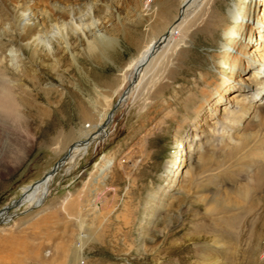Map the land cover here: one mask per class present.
Segmentation results:
<instances>
[{"label":"rangeland","instance_id":"obj_1","mask_svg":"<svg viewBox=\"0 0 264 264\" xmlns=\"http://www.w3.org/2000/svg\"><path fill=\"white\" fill-rule=\"evenodd\" d=\"M187 3L0 0V71L20 99L16 121L0 122V212L89 141L45 200L8 210L0 264H264L262 210L250 217L237 193L264 138V0ZM226 27L242 32L231 52ZM103 39L112 47L97 60Z\"/></svg>","mask_w":264,"mask_h":264},{"label":"bare ground","instance_id":"obj_2","mask_svg":"<svg viewBox=\"0 0 264 264\" xmlns=\"http://www.w3.org/2000/svg\"><path fill=\"white\" fill-rule=\"evenodd\" d=\"M187 1H189V0H187ZM195 1H197V0H191V2H195ZM257 9H258V7H257ZM237 19H239V21L244 19V17L241 16L239 11L236 12V16L234 14V16L231 20H232V22H235L236 24H238L239 21H237ZM34 22H35L34 25H32L31 27L28 28L25 35L23 34L24 35L23 36L24 41L28 40V39H32L33 36L35 35V33L40 31L39 23L37 21H34ZM256 25H257V27H256L257 29H254V30L256 32H260V33L264 34V9L262 11H260V13H258ZM240 30H241V28H239V27H237L235 30H233V29L231 30L229 27L224 28V30H223L224 37H226V39H228L230 44L231 43L234 44V45H232V44L230 45V49H227L229 46L226 47L225 48L226 52H231V51H234V50L239 48L238 44L242 40V39H240L242 37V32H240ZM253 36H254V32H253ZM252 38L253 37H250L249 43L244 46V49H245L244 54H243L244 58L250 56V54H248L247 52L250 49V47H249L250 43H252V41H253ZM161 39L162 40L160 41V43L158 45L156 42V43L148 46L143 51V53L140 55L138 60L135 62L134 72H135L136 76H139L141 74V70L143 69L144 66L148 67L154 61V59L157 57L158 53H160V51L165 48V45H167L168 39H170V38L168 36L167 37L164 36ZM97 43H98V45H100V47H98L99 48L98 53L93 54V55L98 60L100 58H103V56L107 55L106 51L110 47H112V43H111V41H109L107 39H103L101 41H98ZM21 47H23V46L21 45ZM240 48H241V45H240ZM254 52H258V50L255 49ZM2 62L3 61H1L0 63H2ZM262 75H263V77H262V80L260 81L262 83V85H261L262 88H260L259 92L264 91V71L262 72ZM135 80H136V77H135ZM135 80H134V82H135ZM15 91H16L15 87H11L10 81L7 79V77H4L2 72L0 71V122L1 121H7V120L8 121H13V120L16 121V113L18 110L17 107H18V105H20V99H19V96L17 94L16 95L14 94ZM221 92H222V90H220V93ZM121 101H123V99ZM209 107L211 109H213L210 104H209ZM244 111L245 110H242L240 118L245 116ZM113 116H114V112L109 117L108 124L112 121ZM3 124H6V123L3 122ZM107 125L100 128V130H99L100 134L107 133V129H106ZM237 128H240V127H237ZM243 129H244V127H243ZM250 137L252 138L254 136L250 135L249 138H247L248 141H250ZM259 142L261 143V145L255 149H253L252 150L253 152L251 151V153L247 156V158H248L247 162L249 164L248 169L251 170V168H253V167L255 168V166H256V167H258V170L254 173L252 171V176L249 177L248 182H246L245 186H243L237 192L240 195V197H243V198H245L246 201H248L249 209H250L249 216L254 217V218H256L258 216V215H256V214H258L257 211L259 212L260 210H262V213L264 211V196H260V195L264 194V138L260 137ZM87 143H89V141L85 140V141H82L80 143H76L72 147H70L68 153L56 165L57 167L55 166L56 171H57L56 174H53L54 173L53 170L55 169V167H54V169H52V171L49 174H47L42 180H40L39 182L35 183L32 186L24 188L23 194H22L23 197H22L21 206H23L24 204H29L31 202H35L38 205L41 203L42 200H45L48 193H49V186H50V183L53 180V178L58 174V172L62 169V167L65 166L66 163L71 159L73 153H75L76 151H81V150H83V148L85 149V147H87V145H88ZM244 146H246V143L240 144L239 148L243 149ZM87 149H88V147H87ZM186 153L182 152V154H179L180 155L179 157L181 158L179 160L180 163L182 161V157L184 155H186ZM261 156H263V157H261ZM257 158H260L259 160H261V161H259ZM244 169H245V166H244ZM107 171H108V168L102 170L101 179L106 180L107 175H105V173ZM174 177H175V175H173L171 177L170 182H168L169 184H172V183L175 184V183L179 182V179L177 178L175 180ZM171 187L174 188L175 185H173ZM166 189H167V186L165 187L164 192ZM256 192H258L257 193L258 195L254 196ZM248 204H246V205H248ZM3 211L4 212H0V217H1L0 218V224L8 221V219L10 217L11 211H7V209L3 210ZM254 213H256V214H254ZM262 213L260 214V217L258 219V223H260V225H264V215L262 216ZM250 221H251V219H250ZM261 228H263V227H261ZM88 238H89L88 236H83L82 240H84V242H85ZM81 251L82 250H80V253H81ZM217 262L218 261H216L215 263L220 264Z\"/></svg>","mask_w":264,"mask_h":264},{"label":"water","instance_id":"obj_3","mask_svg":"<svg viewBox=\"0 0 264 264\" xmlns=\"http://www.w3.org/2000/svg\"><path fill=\"white\" fill-rule=\"evenodd\" d=\"M191 0H189L188 1V3L187 4H189V2H190ZM186 4V5H187ZM185 7V6H184ZM184 7L182 8V12H181V16H182V14H183V11H184ZM160 43V41H158V43H157V45ZM127 93V92H126ZM57 167V166H56ZM56 167H55V169L53 170V174H56L57 173V171H56ZM21 203H22V197L20 198V200H18V201H15L13 204H12V206L11 207H5V209L4 210H6L7 209V211L8 210H10L11 208H13V207H15V206H20L21 205Z\"/></svg>","mask_w":264,"mask_h":264}]
</instances>
